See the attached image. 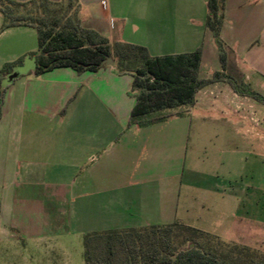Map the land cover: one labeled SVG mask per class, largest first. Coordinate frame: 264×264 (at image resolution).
Segmentation results:
<instances>
[{"label": "crops", "instance_id": "obj_1", "mask_svg": "<svg viewBox=\"0 0 264 264\" xmlns=\"http://www.w3.org/2000/svg\"><path fill=\"white\" fill-rule=\"evenodd\" d=\"M78 6L81 26L111 44L139 45L151 57L201 48L198 78L222 71L206 25L208 0H78ZM221 16L225 72L264 98V0H222ZM2 23L0 13V29ZM37 51L36 29L0 30V69L22 60L2 81L0 264H72L64 243L92 232L178 222L244 242L251 226L257 236L264 231L260 219L237 216L244 197L221 174L222 157L254 143L250 129L264 138V116L254 111L264 108L261 101L215 82L174 108L178 113L130 126L138 94L132 74L106 64L97 72L58 68L37 75L30 56ZM204 137L213 150L200 144Z\"/></svg>", "mask_w": 264, "mask_h": 264}, {"label": "trees", "instance_id": "obj_2", "mask_svg": "<svg viewBox=\"0 0 264 264\" xmlns=\"http://www.w3.org/2000/svg\"><path fill=\"white\" fill-rule=\"evenodd\" d=\"M66 3L67 10L76 4L73 18L62 22L49 18L52 6ZM78 0H0L3 17L1 31L13 27H32L38 34L35 59L37 75L58 68H71L77 73L97 72L106 60L115 61L118 72L132 74L138 91L129 125L155 124L168 115L163 110L192 103L203 87L226 82L241 95L264 102L246 84L228 75L226 54L220 39L222 0H208L207 27L213 32L219 50L222 71L210 79H199L201 48L191 54L151 57L145 47L126 42L110 43L98 32L85 29L78 18ZM5 64L0 69V116L3 104V79L21 63ZM242 85V87H241ZM85 264H264V254L225 244L218 237L181 223L152 225L142 228L108 230L84 235Z\"/></svg>", "mask_w": 264, "mask_h": 264}, {"label": "rangeland", "instance_id": "obj_3", "mask_svg": "<svg viewBox=\"0 0 264 264\" xmlns=\"http://www.w3.org/2000/svg\"><path fill=\"white\" fill-rule=\"evenodd\" d=\"M51 8L52 11L47 14V16L61 21L62 24L65 20L73 18L76 13V4H74L69 10L66 8V3L52 6ZM111 60L113 62L112 65H115V61L112 58ZM30 66L31 63L26 61L24 69H29ZM18 71L19 69H16L15 74L18 73ZM237 81L239 84L241 83L240 80ZM3 86L4 84L2 87ZM262 104H264V102H262ZM262 106L263 105L257 106L254 110L255 112L257 111L256 116L261 120L262 116H264V108ZM173 113H178V109L163 110L160 112V114L163 115H170ZM257 132L258 129H250L249 133H247L252 141H254L249 149L245 147L244 151H236L234 155L229 154L222 157L223 169L221 174L229 177L228 179L231 180L233 188L236 189V191L240 190L239 192L244 197L245 205L241 206L238 210L237 216L251 220L260 219L264 226V138L261 134L257 135ZM258 140H260L261 143H258ZM200 144L208 148L209 151L214 149V147L211 146L209 139L206 137L200 141ZM216 148L217 150H221L218 148H222V146L219 145ZM254 227L255 226H251L252 235H247L248 240H245L244 242L222 241L225 244L244 246L257 253L264 254V231L261 230L259 236H257L253 234L258 233V230ZM240 234L245 235L246 233L240 232ZM66 246L68 251H70L71 256L69 259L72 264H85L84 236L77 237L75 235L73 240L69 241V244L64 243V248ZM29 259L39 262L40 257L33 256ZM60 259H63V257Z\"/></svg>", "mask_w": 264, "mask_h": 264}, {"label": "water", "instance_id": "obj_4", "mask_svg": "<svg viewBox=\"0 0 264 264\" xmlns=\"http://www.w3.org/2000/svg\"><path fill=\"white\" fill-rule=\"evenodd\" d=\"M105 63H106L107 65H112V64H113L111 58H108V59L106 60ZM31 65H32V64H31Z\"/></svg>", "mask_w": 264, "mask_h": 264}]
</instances>
